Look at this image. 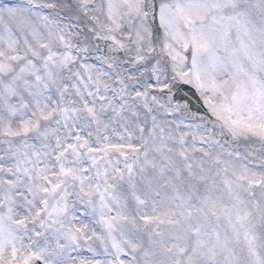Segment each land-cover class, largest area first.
I'll use <instances>...</instances> for the list:
<instances>
[{
    "label": "snow or ice",
    "instance_id": "obj_1",
    "mask_svg": "<svg viewBox=\"0 0 264 264\" xmlns=\"http://www.w3.org/2000/svg\"><path fill=\"white\" fill-rule=\"evenodd\" d=\"M0 264H264V0H0Z\"/></svg>",
    "mask_w": 264,
    "mask_h": 264
}]
</instances>
